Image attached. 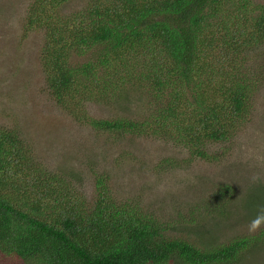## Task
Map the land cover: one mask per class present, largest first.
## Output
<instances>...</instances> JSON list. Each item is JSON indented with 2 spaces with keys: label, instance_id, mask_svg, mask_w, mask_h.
Listing matches in <instances>:
<instances>
[{
  "label": "trees",
  "instance_id": "16d2710c",
  "mask_svg": "<svg viewBox=\"0 0 264 264\" xmlns=\"http://www.w3.org/2000/svg\"><path fill=\"white\" fill-rule=\"evenodd\" d=\"M25 7L18 39L41 32L40 91L77 122L118 141L171 142L187 160H160L170 170L230 163L264 89V0ZM96 104H122L131 116L92 117ZM30 139L17 123L0 125V264H264V227L247 225L264 205V183L193 191L167 218L136 196L119 199L118 175L95 160L96 149L51 166Z\"/></svg>",
  "mask_w": 264,
  "mask_h": 264
},
{
  "label": "rangeland",
  "instance_id": "374dc122",
  "mask_svg": "<svg viewBox=\"0 0 264 264\" xmlns=\"http://www.w3.org/2000/svg\"><path fill=\"white\" fill-rule=\"evenodd\" d=\"M26 3L28 0H0V125L10 127L17 123L24 135L31 137L30 142L34 141L36 154L43 162L62 166L71 154L85 152L95 156L93 149H96L95 160L118 175L119 199L136 196L145 207L156 204L158 213L166 214L167 218L184 209L182 205L189 202L185 198L193 191L209 196L218 182L233 184L239 179V186L264 183V89L256 97L252 121L240 134L227 166L202 161L167 169L160 160L167 157L180 162L187 160V154L171 142L153 137H128L129 141L108 138L77 122L40 91L44 85L38 59L41 32H31L21 45L18 39ZM123 108L122 104L114 107L96 104L88 110L95 118L130 117ZM253 177L258 179L253 182ZM92 183V179H87L84 185L90 195Z\"/></svg>",
  "mask_w": 264,
  "mask_h": 264
},
{
  "label": "clouds",
  "instance_id": "9594fccd",
  "mask_svg": "<svg viewBox=\"0 0 264 264\" xmlns=\"http://www.w3.org/2000/svg\"><path fill=\"white\" fill-rule=\"evenodd\" d=\"M258 177H253V182H255ZM264 227V205L260 206L257 210V214L248 223V230L250 233H255Z\"/></svg>",
  "mask_w": 264,
  "mask_h": 264
}]
</instances>
